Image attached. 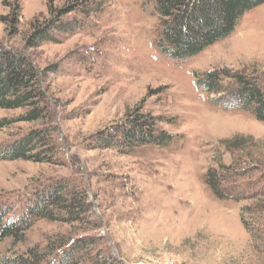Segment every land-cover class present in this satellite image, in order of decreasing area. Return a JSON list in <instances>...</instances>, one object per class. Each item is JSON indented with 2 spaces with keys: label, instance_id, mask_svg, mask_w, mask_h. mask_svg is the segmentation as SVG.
I'll return each mask as SVG.
<instances>
[{
  "label": "rangeland",
  "instance_id": "1",
  "mask_svg": "<svg viewBox=\"0 0 264 264\" xmlns=\"http://www.w3.org/2000/svg\"><path fill=\"white\" fill-rule=\"evenodd\" d=\"M50 19L67 29L33 45L34 24ZM160 30L153 0H0V50L30 59L50 104H38L36 121L22 118L31 106L0 107V150L33 128L53 140L50 161L0 159V204L14 215L53 184L66 191L53 218L37 219L21 241L0 240V261L47 244L54 255L85 237L93 240L88 256L104 264H264V199L247 192L264 186V169L246 165L248 150L225 149L242 136L264 140V122L197 85L208 71H264V4L183 60L156 46ZM138 107L172 141L101 147L97 131ZM220 160L246 184L236 186L241 199L219 198L207 185Z\"/></svg>",
  "mask_w": 264,
  "mask_h": 264
},
{
  "label": "trees",
  "instance_id": "2",
  "mask_svg": "<svg viewBox=\"0 0 264 264\" xmlns=\"http://www.w3.org/2000/svg\"><path fill=\"white\" fill-rule=\"evenodd\" d=\"M153 1L161 24L155 44L168 56L181 60L230 36L247 12L264 4V0ZM33 27L31 40H34L33 45H37L36 42L50 38L51 31L67 29V22L50 19L47 23L39 26L34 24ZM225 79H228V85L225 84ZM40 83V73L28 57L16 55L10 50H0L1 108L31 106L22 118L27 121L41 119L44 108L38 104L43 102L47 109L50 104ZM197 85L204 92L218 94L216 103L224 104L227 108L236 106L249 111L264 122V71H208L203 77L197 78ZM48 135L42 128H33L23 138L0 150V159L50 161L53 140ZM172 137L160 130L157 119L144 112L142 107L127 113L124 121L96 133V140L101 147L122 148L124 151L148 144L167 145ZM38 148L42 150H37ZM225 149L231 153L248 150L246 165L253 164L255 168L264 169V140L255 141L251 137L242 136L226 141ZM226 168L222 160L218 161V167L209 169L205 181L219 198L239 200L241 193L236 189L243 188L246 184H241L233 174H227ZM241 172L242 175H250L248 169ZM54 185L37 193L14 215H11V209L7 205L0 204V240L12 237L15 241H21L37 219L53 218L54 209H64L65 185ZM247 187V192L251 191L253 194L251 197L264 199V186L252 188L250 184ZM92 241L80 237L68 244H60L56 248L59 249L58 253L54 255L55 248L51 249L49 244L45 248L30 247L23 254L4 257L0 264H42L49 261L50 257L53 264H104L99 256H88Z\"/></svg>",
  "mask_w": 264,
  "mask_h": 264
},
{
  "label": "built area",
  "instance_id": "3",
  "mask_svg": "<svg viewBox=\"0 0 264 264\" xmlns=\"http://www.w3.org/2000/svg\"><path fill=\"white\" fill-rule=\"evenodd\" d=\"M160 264H175V261L174 260H166L164 263H160Z\"/></svg>",
  "mask_w": 264,
  "mask_h": 264
}]
</instances>
